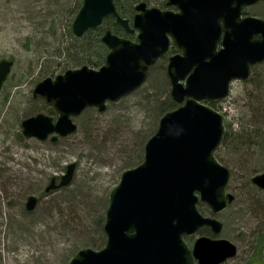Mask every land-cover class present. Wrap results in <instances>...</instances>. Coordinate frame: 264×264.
<instances>
[{
    "label": "water",
    "instance_id": "obj_1",
    "mask_svg": "<svg viewBox=\"0 0 264 264\" xmlns=\"http://www.w3.org/2000/svg\"><path fill=\"white\" fill-rule=\"evenodd\" d=\"M259 1L166 0L176 10L139 2L130 22L118 13L115 0H83L72 23L76 37L113 15L127 32L138 30L137 41L107 30L102 42L109 52L99 70L84 65L38 82L34 95L52 105L59 119L54 123L42 113L29 117L22 122L23 133L41 140L55 134L56 140L74 132L72 116L89 106L103 111L106 102L136 90L171 46L178 53L169 57L167 73L179 106L162 116L142 163L125 170L111 190L104 248L79 250L69 264H222L237 254L236 245L226 239L201 236L191 249L184 236L202 227L215 234L223 228L218 219L198 211L199 200L214 214L234 200L227 192L231 171L215 157L224 117L203 101L226 98L232 80L247 79L264 60V20L242 16L243 7ZM12 65L0 61V90ZM74 168L68 167L59 184L53 179L47 191L69 184ZM252 183L264 189V172ZM35 204L30 197L27 208Z\"/></svg>",
    "mask_w": 264,
    "mask_h": 264
},
{
    "label": "rangeland",
    "instance_id": "obj_2",
    "mask_svg": "<svg viewBox=\"0 0 264 264\" xmlns=\"http://www.w3.org/2000/svg\"><path fill=\"white\" fill-rule=\"evenodd\" d=\"M141 1L150 7L175 9L166 6V0ZM82 3L83 0H0V61L13 62L0 90V150L6 154L13 143V150L24 153L22 158L26 165H22V170L38 179L36 185L27 186L24 179L21 184H12V193L4 192L6 184L0 182V225L8 209H14L25 220H33L40 205L56 194L86 195L94 207L82 214L74 211L61 214L62 217L56 219L62 226L63 239L67 241H60L58 255L50 254L54 258L52 264H69L79 250L98 251L105 246L104 225L111 190L120 182L125 170L142 163L145 145L158 130L162 116L179 106L172 98L167 74L169 56L178 53L173 47L150 67L147 79L136 90L116 101H108L103 111L89 106L72 116L76 124L74 132L58 135L56 140L52 139L53 135L41 140L23 133L22 122L29 117L42 113L51 117L54 123L59 119V113L52 105L42 96L34 95L38 82L47 77L55 79L68 69L86 65L98 70L105 64L106 55L103 58L97 56L94 50H90L84 59L75 61L83 55L77 53L72 22ZM137 3L115 0L119 13L130 20L135 14V10H131ZM244 12L264 20V0L245 8ZM114 22L113 18H106L102 26L92 29V35L102 37L106 30H111L136 40V32L127 34ZM87 39L91 37L85 41ZM90 44L94 46L91 40ZM213 103L223 115L228 132V138L217 148L215 155L231 171L228 193L234 200L217 214L206 202L199 200L198 211L203 216L218 219L223 228L215 234L204 227L184 239L190 248L201 236L230 241L238 252L222 264L264 263V244L261 243L264 189L252 183L255 175L264 172V61L252 67L248 79L234 80L228 97ZM90 146L106 151L111 157L109 164L86 159L84 152ZM6 161L7 157L1 164ZM70 165L75 166L70 183L47 191L53 179L56 184L61 182ZM30 197L36 198L32 210L27 208ZM51 204L56 206L58 203ZM54 237L48 231L45 242H54ZM31 251L37 253L35 249Z\"/></svg>",
    "mask_w": 264,
    "mask_h": 264
},
{
    "label": "bare ground",
    "instance_id": "obj_3",
    "mask_svg": "<svg viewBox=\"0 0 264 264\" xmlns=\"http://www.w3.org/2000/svg\"><path fill=\"white\" fill-rule=\"evenodd\" d=\"M13 145L11 143L12 148L6 154L0 150V157H2L0 160V182L6 184L4 190L6 193L13 192L12 184H21L25 180L29 186L31 184L36 185L38 182L36 177L30 176L22 170V165H26L25 159L22 158L24 153L13 150ZM14 152L18 154L16 155ZM84 154L86 159L91 158L100 164H109L111 161V157L107 156L106 151L101 152L93 146L87 148ZM6 157L7 161L1 164V161ZM43 172L41 171V173ZM83 180L85 181L86 178ZM46 201L40 205L37 210V217L33 220H25L14 209L6 211V218L0 225V257L3 264H52L54 258H51V255L54 252L58 255L60 252V241H67V239H63L61 234L63 229H60L62 226L60 221L56 219L62 217L61 214H69L72 211L82 214L94 208L88 196L77 193H69L63 196L56 194L48 197ZM50 202L58 204L54 206ZM48 231L51 236L52 234L55 236V241L52 243L45 242ZM45 244L46 247H44ZM39 245L41 246L40 249L37 248ZM15 249L19 250L13 252ZM32 249H35L37 253H33Z\"/></svg>",
    "mask_w": 264,
    "mask_h": 264
},
{
    "label": "trees",
    "instance_id": "obj_4",
    "mask_svg": "<svg viewBox=\"0 0 264 264\" xmlns=\"http://www.w3.org/2000/svg\"><path fill=\"white\" fill-rule=\"evenodd\" d=\"M141 0H130V3L133 4L135 2H139ZM134 8H132L131 11H133ZM114 19V18H113ZM115 20V19H114ZM114 25H117L115 22H114ZM95 30V29H94ZM92 30H89L83 37L81 38H76L75 36H73V39L76 43L77 46V50H78V54L80 55H83V57H80V58H77L75 61L78 62L82 59L85 58V56L87 55V53L90 51V50H94L95 52V55L97 56H100L103 58V56H105L108 52V49L105 47V45L102 43L101 41V37H100V34L98 35H92ZM89 35V36H88ZM88 37H91V39H87V41H85L86 38ZM90 40L94 42V46L91 47L90 45ZM206 103L210 104L211 106L214 107V103L213 102H210V101H206ZM228 138V132H227V129L224 131V134H223V139H222V142H225L226 139ZM216 157L218 158V156L216 155ZM219 160V159H218ZM261 243L264 244V236H262V239H261ZM260 264H264L263 262L260 263Z\"/></svg>",
    "mask_w": 264,
    "mask_h": 264
},
{
    "label": "flooded vegetation",
    "instance_id": "obj_5",
    "mask_svg": "<svg viewBox=\"0 0 264 264\" xmlns=\"http://www.w3.org/2000/svg\"><path fill=\"white\" fill-rule=\"evenodd\" d=\"M248 7H249V6H248ZM245 8H247V7H244V9H245ZM244 9H243V12H242V13H243V15H247V14L244 12Z\"/></svg>",
    "mask_w": 264,
    "mask_h": 264
}]
</instances>
